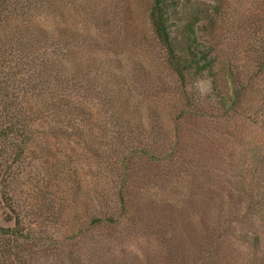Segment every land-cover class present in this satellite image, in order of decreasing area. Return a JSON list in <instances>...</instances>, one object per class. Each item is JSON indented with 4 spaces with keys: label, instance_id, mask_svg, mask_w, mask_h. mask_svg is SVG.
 <instances>
[{
    "label": "rangeland",
    "instance_id": "rangeland-1",
    "mask_svg": "<svg viewBox=\"0 0 264 264\" xmlns=\"http://www.w3.org/2000/svg\"><path fill=\"white\" fill-rule=\"evenodd\" d=\"M13 2L8 4L11 14L0 22V131L14 126L31 105L32 86L42 83L50 47L63 51L83 43L85 51L92 49L85 0ZM150 2L102 0L114 12L110 19L118 38L109 47L110 60L97 57L100 51L93 48L97 59L91 63V76L79 74L84 79L77 95L83 106L71 108L59 124L24 117L28 142L18 158L11 143L0 138V228L12 226L6 197L13 216L35 239L30 250L18 253L22 264H234L246 250L239 237L248 242L262 233L245 220L238 222L247 217L244 210L232 218L226 196L237 184L233 172L225 173L227 164L234 170L238 156L223 144L226 132L220 148L210 150L209 161L198 162V169L187 166L180 174L174 167L133 156L139 150L159 155L167 149L175 117L171 95L178 84L148 29ZM176 2L173 32L181 31L180 12L193 7L200 15L194 26L197 40L210 49L215 69L255 70L254 62L264 53V0ZM252 84L255 102L264 101V74ZM209 87L206 76L188 80L192 110L214 111ZM258 133L248 123L240 134L255 142ZM258 148L250 146L251 152ZM208 152L203 155L202 150V158ZM257 152L264 154V148ZM223 160L226 166H219ZM220 177L224 182L218 184ZM96 219L112 224L99 226ZM215 239L223 259L210 251ZM1 264L18 263L9 257Z\"/></svg>",
    "mask_w": 264,
    "mask_h": 264
},
{
    "label": "trees",
    "instance_id": "trees-1",
    "mask_svg": "<svg viewBox=\"0 0 264 264\" xmlns=\"http://www.w3.org/2000/svg\"><path fill=\"white\" fill-rule=\"evenodd\" d=\"M13 3V0H0V22L11 14L9 13L11 6L8 4ZM86 3L85 14L90 18L92 24V33H88V43L91 44L92 49L99 50L100 53L98 52V56L94 54L92 57L94 51L92 49L90 53L85 51L83 43L67 45L63 51L52 50L53 47H50L42 68L44 72L42 83H39L40 87L38 84L32 86L34 99L31 105L24 111L21 119L17 117L14 126L0 131V138L11 143L10 146L15 149L13 152L17 158L24 153L28 142V135L23 128L24 117H39V120L51 119L52 122H56L55 124L60 123V117H64L63 119L66 120L71 115V108L82 107L85 102L82 97L77 95L83 88L81 81L84 79L79 74H86V77L91 76L89 69L91 63L97 59L95 56H101L107 60L111 58L112 53L109 47L116 44L118 38V30L112 26L110 19L115 17L114 12L107 11L102 0H85ZM176 4H178L176 0H151L146 12L151 37L162 48L166 67L174 75L178 84V88L171 95L173 96L171 112L175 114L169 126L172 132L171 142L167 149L159 155H149L148 152L139 150L133 156L139 154L148 160L164 164L167 168L173 169L172 167H174L177 174H180V171H185L187 166L198 169L200 166L196 165L198 162L209 161V158L211 159V156L208 157L210 150L220 148L223 142L221 135L226 132L225 136L228 140H225L223 144L231 148L230 155L238 156L234 170L231 169L230 164H227V171L224 167L221 169V172L225 173L226 171L227 175L233 172V176L236 178L237 185L233 191L234 199L233 193L226 196L230 200L228 206L232 218H236L237 213L244 210L247 217H240L238 222L245 220L253 230L262 232L255 233L248 242L244 240L243 235L239 237L237 242L246 244V250L239 252L234 264H264V154L257 152L264 148V101L255 102L251 90L255 79L264 74V53H261V56L254 62V71L237 72L233 67L227 66L215 69L210 49L197 40L194 26L199 22L200 15L192 9L193 7L185 8L180 12L178 22L181 24V31L180 33L173 32L172 26L175 21L173 12ZM116 57L117 55H115ZM82 63L84 66L81 68ZM37 76L38 74H35V77ZM203 76L209 79L208 91L212 94L214 101L212 113L204 114L192 110L189 97L186 96L188 80ZM259 94L262 95V92L257 95ZM261 95L259 96L261 97ZM248 123H252L259 129L257 135L259 137H256L255 142H252L251 139L247 141L240 134L242 128L245 129ZM251 145L254 148L258 145L259 148L251 152ZM202 150L203 155L209 150L206 158H202ZM228 158H230L229 155ZM224 162L225 160L222 163L220 161L219 166H226ZM222 177L217 181L218 184L224 182ZM3 200L4 207L9 212L8 221L12 223V226L0 228V264L9 257L15 259L16 263L22 264L23 261L18 253L30 250L35 239L23 230L18 215L13 216L15 209L10 199L5 197ZM222 204L223 202H220L218 205L221 209ZM205 217V221H207L205 226L207 227L212 220L210 211L206 213ZM248 217H251L250 220ZM95 223L99 226H109L112 221L96 219ZM5 238L10 239L13 245L9 244L10 242H4ZM219 244L215 239V243L212 244L214 250L210 251L221 259L222 252L220 255ZM21 250L24 251L21 252ZM211 253L208 252V255ZM218 263V261L212 262V264Z\"/></svg>",
    "mask_w": 264,
    "mask_h": 264
}]
</instances>
